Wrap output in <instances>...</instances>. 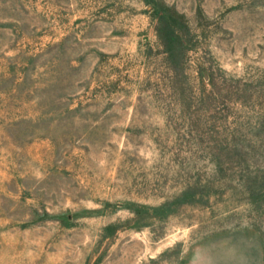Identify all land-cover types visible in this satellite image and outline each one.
<instances>
[{"label": "rangeland", "instance_id": "rangeland-1", "mask_svg": "<svg viewBox=\"0 0 264 264\" xmlns=\"http://www.w3.org/2000/svg\"><path fill=\"white\" fill-rule=\"evenodd\" d=\"M0 264H264V0H0Z\"/></svg>", "mask_w": 264, "mask_h": 264}]
</instances>
